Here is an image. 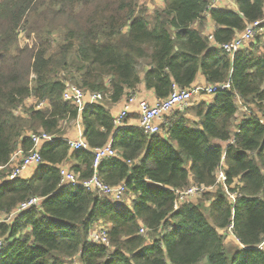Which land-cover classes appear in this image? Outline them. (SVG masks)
<instances>
[{
	"label": "trees",
	"instance_id": "16d2710c",
	"mask_svg": "<svg viewBox=\"0 0 264 264\" xmlns=\"http://www.w3.org/2000/svg\"><path fill=\"white\" fill-rule=\"evenodd\" d=\"M212 1L164 0L150 13L138 0H0V264H264V123L253 116L264 119V38L233 58L219 48L264 21V0H235L236 11L210 9ZM207 14L213 41L203 33ZM23 32L37 42L8 60ZM200 75L231 88L168 117L158 135L116 128L109 106L141 84L164 100ZM67 85L103 95L81 115L85 141L93 151L114 135L117 156L98 174L107 186L124 185L130 205L60 186L71 155L62 123L79 118L63 101ZM29 98L44 107L26 108ZM237 98L250 113L239 124ZM41 133L56 141L42 147L38 173L9 180L13 155L30 151ZM74 159L71 171L90 179L92 152ZM191 186L205 188L203 198L176 208ZM32 198L40 206L5 219ZM96 227L109 246L91 241ZM227 235L239 245L229 250Z\"/></svg>",
	"mask_w": 264,
	"mask_h": 264
},
{
	"label": "built area",
	"instance_id": "2783aa9c",
	"mask_svg": "<svg viewBox=\"0 0 264 264\" xmlns=\"http://www.w3.org/2000/svg\"><path fill=\"white\" fill-rule=\"evenodd\" d=\"M212 1L210 9H214V2ZM264 21H257L253 24H250L245 31L238 34L235 40L232 43L224 44L219 46V48L227 54L229 57L233 58L240 50L248 47L252 44L255 38L259 35L264 36ZM209 39L213 41V36L209 35ZM230 83L223 85H194L191 88L182 89L179 87H174L172 93L167 99L158 100L154 103H151L147 100L140 99L137 96H131L127 98L126 102L123 104L122 109L114 118L116 128L125 127V121L132 113H137L139 115V128L148 136H155L161 133V128L165 123L166 119L175 112H183L190 106V102L198 96L207 95L214 96L218 91L230 89ZM103 100V95L100 93H89L85 90L75 86L67 85L66 90L63 93V101L67 104H70L77 108L79 116L82 115L84 110L88 106H93L99 104ZM237 106L239 108V113L248 112V108L245 106L244 101L240 98L236 99ZM44 104H40L38 108L43 107ZM135 107L137 111L135 112ZM259 117L260 121L264 123V119L261 116H258L256 113L253 115ZM33 148L24 152L21 149L18 150L12 157L10 168L11 173L9 180L22 177L25 171L30 167L42 165L43 158L40 153L42 147L45 144H52L56 141L55 137L41 133L40 135H33ZM68 146L72 152L77 151H91L94 156L93 160V176L85 181L79 180L75 174L70 172L65 168H60V186L62 187H83L88 191L97 192L101 196L111 198L117 203L123 202L126 195V188L124 185H119L117 187H111L105 185L99 177L98 170L101 164L107 160L112 159L117 156L116 151L112 147V144H108L103 148H97L95 150H90L88 144L84 139L78 141L67 140ZM2 169V168H0ZM226 176L222 169L217 173V184H224L226 182ZM210 190V189H209ZM206 191L203 187L191 186L190 188L184 190L183 192L178 193V201L176 203V208L179 203L184 202L189 197H195L202 195ZM231 198H234L233 195ZM40 198H32L26 203H23L18 207V209L7 216L5 219L7 221L14 220L19 214L28 211L32 207L40 206ZM233 226L230 227L232 231ZM145 230H141L143 233ZM91 236V241L96 244H104L109 246V240L105 230L100 229ZM3 240L0 239V249L3 247Z\"/></svg>",
	"mask_w": 264,
	"mask_h": 264
},
{
	"label": "crops",
	"instance_id": "0c3cea01",
	"mask_svg": "<svg viewBox=\"0 0 264 264\" xmlns=\"http://www.w3.org/2000/svg\"><path fill=\"white\" fill-rule=\"evenodd\" d=\"M214 5H215L214 9L221 10V11H236L237 10V4H236L235 0H218V1L214 2ZM163 7H164V5H163ZM205 17L207 18L208 23L206 24L203 33L208 37L209 35H212L214 33V30H215L216 26L211 20H209V15L208 14L205 15ZM197 26H198V24H194L195 28H197ZM263 38H264V36H263ZM212 46L216 47L215 43H212ZM194 85L206 86L207 82H206L205 78L202 75H200L197 78V80L195 81V83L193 84V86ZM136 93H137L136 96L139 97L140 99L147 100V101H149L151 103H154V102L158 101V99H157V97L155 95V92H153L152 90H147V88H146L144 83L141 84L137 88ZM213 98H214V96L201 95V96H198V97L195 98V102L197 104L201 103V102H208L209 103V102H211L213 100ZM126 100H127V97L125 96L119 103L109 106L108 109H109L110 114H111L113 119L120 112V110L122 109L123 104L126 102ZM136 111H137V107H135V112ZM175 113L171 114L169 117L173 119L174 118L173 116H174ZM187 119H189L191 123H194L196 121L195 117L192 116V114H188L187 115ZM240 119L241 118L238 116V120L239 121H240ZM165 123H166V121H165ZM62 124H63V126H62L63 130L65 131V134L63 135L64 136L63 139L65 141H67V140L78 141V140H81V139L85 140L84 127H83V124H82V116H79V118L76 121H74V122H69L68 123V121H64ZM126 128H139V115L137 113H132L126 119L124 129H126ZM119 131H117L116 134H119L118 133ZM236 132H238V130ZM111 139L114 141V135L111 137ZM113 141H111L109 144H112ZM224 147H225V145H224ZM78 152H80V151H77V152H72L71 151L70 152L71 155H70L69 159L64 163V165H62L63 166L62 168H65V169L69 170L70 172H72L71 168H73L76 165V161L74 159V155H77ZM38 170H39V166L30 167L27 171L24 172V174L22 175L21 178L25 179V180L26 179L27 180L31 179L38 173ZM72 173L75 174L74 172H72ZM76 177H77V175H76ZM123 203H124V205L125 204L126 205H130L127 201H123ZM0 219H4V216L0 215ZM12 221L13 220H11L9 222H12ZM98 228L99 227H96L94 230H97Z\"/></svg>",
	"mask_w": 264,
	"mask_h": 264
},
{
	"label": "rangeland",
	"instance_id": "374dc122",
	"mask_svg": "<svg viewBox=\"0 0 264 264\" xmlns=\"http://www.w3.org/2000/svg\"><path fill=\"white\" fill-rule=\"evenodd\" d=\"M137 4H138V6H139V8L140 9H149V11H150V13H153V12H155L156 10L155 9H161L162 7H163V5L165 4V2H164V0H138V2H137ZM155 10V11H154ZM37 42V36L35 35V34H31L30 35V37L29 36H26V34L23 32V33H21V35H20V40L18 41V44L15 46V48L10 52V55H9V57H8V60L10 59V60H16L15 58L17 57L16 55H17V53L20 51V50H22V49H25V47L27 46V45H30V47H32V45L33 44H35ZM31 80H32V77H31ZM34 105H36V106H38V103H37V101L35 100V99H33V98H29V99H27L26 101H25V107L26 108H30V107H32V106H34ZM194 105H197V103L195 102V99H193L191 102H190V106L189 107H191V109L193 108V107H195ZM44 107V106H43ZM188 107V108H189ZM18 114H22V111L20 110V111H18L17 112ZM190 114V113H189ZM246 114V112H241V113H239V117L241 118L243 115H245ZM238 116H237V121H236V123H238L239 124V120H238ZM238 124H236V125H238ZM162 131V130H161ZM227 195H228V193H227ZM202 195H198V196H195V197H189V198H187L185 201H187V200H189V201H194V203H198L199 202V200H200V197H201ZM232 196V195H231ZM201 198H203V197H201ZM184 201V202H185ZM183 203V202H182ZM179 204H181V203H179ZM94 233H99V232H97V230H94V231H92L91 232V236L94 234ZM231 233V232H230ZM141 235H144V236H147V234H146V230L143 232V233H141ZM227 238H226V247L229 249V250H231V249H233V248H235V247H237L238 245H239V242L236 240V238H234V236H232V235H227L226 236Z\"/></svg>",
	"mask_w": 264,
	"mask_h": 264
}]
</instances>
